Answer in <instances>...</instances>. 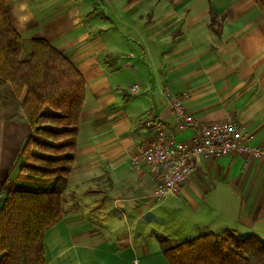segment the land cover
Returning a JSON list of instances; mask_svg holds the SVG:
<instances>
[{
  "label": "crops",
  "instance_id": "0c3cea01",
  "mask_svg": "<svg viewBox=\"0 0 264 264\" xmlns=\"http://www.w3.org/2000/svg\"><path fill=\"white\" fill-rule=\"evenodd\" d=\"M5 4L24 53L31 38H45L85 83L64 208L45 231L44 264H168L161 236L231 229L264 238V158H202L162 199L130 162L154 133L143 120L170 123V100L183 92L192 117L241 121L250 145L264 146V15L253 0ZM20 98L0 79V186L7 175L18 182L14 164L29 133ZM193 133L186 127L176 138Z\"/></svg>",
  "mask_w": 264,
  "mask_h": 264
},
{
  "label": "trees",
  "instance_id": "16d2710c",
  "mask_svg": "<svg viewBox=\"0 0 264 264\" xmlns=\"http://www.w3.org/2000/svg\"><path fill=\"white\" fill-rule=\"evenodd\" d=\"M264 15V0H253ZM0 79L21 96L29 133L14 182L0 186V264H44V234L62 216L85 95L82 74L41 37L23 41L0 0ZM14 164V165H15ZM168 264H264V238L235 230L181 240L160 237Z\"/></svg>",
  "mask_w": 264,
  "mask_h": 264
},
{
  "label": "built area",
  "instance_id": "2783aa9c",
  "mask_svg": "<svg viewBox=\"0 0 264 264\" xmlns=\"http://www.w3.org/2000/svg\"><path fill=\"white\" fill-rule=\"evenodd\" d=\"M187 96L183 92L171 98L170 123L150 117L143 120L154 133L135 148L130 158L133 169L151 178L150 194L155 199L165 198L179 189L197 171L202 158L244 153L264 158V146L250 145L251 135L245 123L232 118L200 121L186 110L183 98ZM186 127L194 129L191 138L177 139L176 133Z\"/></svg>",
  "mask_w": 264,
  "mask_h": 264
},
{
  "label": "rangeland",
  "instance_id": "374dc122",
  "mask_svg": "<svg viewBox=\"0 0 264 264\" xmlns=\"http://www.w3.org/2000/svg\"><path fill=\"white\" fill-rule=\"evenodd\" d=\"M25 48V45L23 46V49ZM13 91V90H12ZM14 92V91H13ZM21 98H20V109H21V111H22V108H21V100H22V95L20 96ZM22 113H23V111H22ZM20 164H21V160L20 161H18V162H16V164H15V167H14V170H13V174H15V172L17 171L18 172V169H19V166H20ZM17 174V173H16ZM16 176V178H17V175H15ZM18 182H20V180L18 179ZM64 208V207H63ZM194 233H197V232H194ZM192 235H194V234H192ZM182 237V239L184 238V236H181ZM135 261V260H134ZM134 261H133V263L132 264H134Z\"/></svg>",
  "mask_w": 264,
  "mask_h": 264
}]
</instances>
